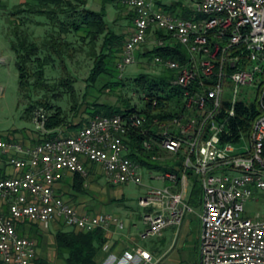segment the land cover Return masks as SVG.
<instances>
[{
  "label": "built area",
  "instance_id": "obj_1",
  "mask_svg": "<svg viewBox=\"0 0 264 264\" xmlns=\"http://www.w3.org/2000/svg\"><path fill=\"white\" fill-rule=\"evenodd\" d=\"M126 3L135 13V28L126 40L120 70L136 62L140 46L151 38L157 46L174 41L187 51L185 61L153 58L176 71L172 82L185 90L186 109L171 124L156 119V140L146 139L145 146L157 144L168 154L183 151L185 171L181 179L164 172L160 178L165 186L148 185L140 199L147 225L141 237L160 236L194 211L186 198L191 170L202 190L201 264H264V214H246V203L264 190V0H188L187 6L201 15L191 19L162 9L159 0ZM158 31L173 41L157 38ZM239 101L255 103L260 113L251 131L233 136L230 119ZM44 119L42 110L36 121L47 134ZM146 123L147 117L137 112L98 115L75 135L32 147L0 140L1 148L15 152L10 163L21 170L0 178V261L33 264L38 258L37 240L20 231L24 223L48 225L63 219L83 230H107L112 224L123 229L124 222L113 214H80L57 193L56 184L67 172L87 175L89 161L101 166L112 184L144 185V166L129 157L128 139L135 130L148 133ZM159 261L151 250L137 246L111 254L106 264Z\"/></svg>",
  "mask_w": 264,
  "mask_h": 264
},
{
  "label": "trees",
  "instance_id": "obj_2",
  "mask_svg": "<svg viewBox=\"0 0 264 264\" xmlns=\"http://www.w3.org/2000/svg\"><path fill=\"white\" fill-rule=\"evenodd\" d=\"M110 1L104 0L101 10H94L86 7L88 0H27L25 10L28 9L37 16L44 18V20H36L37 25L45 27L43 34L38 36L25 28L27 24L23 18L18 17L14 21L9 34V44L16 54V65L20 75V91L23 98L30 100V106L27 110L29 115L31 117L34 115V119L37 120L38 113L43 110L45 113L44 126L50 131L39 138L37 143L59 136V129L69 124L68 114L62 105L46 98L38 100L34 104L32 103V95L43 90H50L47 70L53 69L57 65V61L68 63V60L73 58L79 48L82 47L81 44L78 45V39L84 40V42L88 41L93 49L94 66L87 79L89 81L88 86L95 85L103 75L118 74V65L123 56L127 37L123 33L115 32L110 26L107 19V4ZM116 1L117 3L121 2V0ZM186 2L185 0H176L171 4L162 5V9L183 18L191 19L195 15L200 18L201 15L189 8ZM159 4L162 3L159 1ZM132 17V19L135 17L134 11ZM156 36L170 40V36L163 31H158ZM101 38L103 40L98 51L97 46ZM146 54L151 59L155 55L179 61L187 59L185 48L181 44L174 43V41L167 46L156 45L154 50ZM175 77L176 71L166 68L161 75L141 74L136 79L135 88L137 91H144L142 97L146 100L144 109L140 110L137 105L133 104L132 98L128 97L121 99L122 104L94 102L88 105L92 117L80 129L98 115L113 116L127 112L143 114L147 117L145 129L148 130V133H143L141 130L132 131L128 139L131 146L129 157L151 170L175 172L181 179L185 171V154L183 151L177 154H168L157 144H154L151 149L145 146L146 139L153 138L156 140L158 131L156 119L171 124L173 119L184 113L186 109L185 90L172 82ZM114 83L116 86L125 85L124 80L119 79ZM62 85H66L70 91L73 89L71 78L64 79ZM105 85L109 86L108 83ZM53 97H57L56 92L53 93ZM73 97L74 94H72ZM156 100L157 104L154 103ZM78 105L77 102H74L71 105V111L78 110ZM236 109V115L230 119L233 136H237L240 130L251 131L256 117L260 113L257 105L252 102L239 101ZM38 119L42 121L40 116ZM73 127L70 126V128ZM163 156L165 159L160 158ZM188 173L195 180L192 200L198 203L202 191L200 181L197 176L193 175V171L189 170ZM75 179V188L78 191H83L84 176L76 173ZM195 194H198L196 198H194ZM55 240L57 255L64 259L65 264H102L100 256L107 242L106 229L102 227L93 230L61 229L56 233ZM33 264H49V262L38 257Z\"/></svg>",
  "mask_w": 264,
  "mask_h": 264
},
{
  "label": "rangeland",
  "instance_id": "obj_3",
  "mask_svg": "<svg viewBox=\"0 0 264 264\" xmlns=\"http://www.w3.org/2000/svg\"><path fill=\"white\" fill-rule=\"evenodd\" d=\"M174 1V0H173ZM172 0H165L167 4H171ZM187 1V0H185ZM27 0H0V140L11 139L14 142H21L24 146H35L38 143L31 139L34 144L26 145L22 139L34 136L37 139L42 138L45 134L38 127L34 115L31 117L27 111L30 106V100L23 98L20 91V75L16 65V54L9 44V34L14 21L21 17L26 22L25 28L30 33H35L37 36L43 34L45 27L37 25L36 20H44L43 17L37 16L25 6ZM116 4V5H115ZM104 5V0H90V4L86 7L101 10ZM108 16L111 28L127 37L130 33V28L133 27L134 19L132 20L133 10L125 1L117 3L116 0H111L107 4ZM103 38L99 40L97 50L99 51ZM78 45L82 47L76 52L75 56L68 60V63L57 61V65L47 70V77L50 84V90H43L33 93L32 103L38 100L47 99L59 105H62L68 114V125L59 129L60 135H70L81 130L80 127L92 117L88 105L94 102H109L112 104H122V98H132L133 104L137 105L140 110L146 107V100L143 90H136V79L143 73L152 75H161L164 67L158 65L147 56V52L155 49L156 44L151 38L140 46L136 62L128 65L123 71L119 69L116 75H103L98 82L93 86H88L87 80L92 67L94 66L93 49L88 44V41L77 40ZM120 75L121 78H120ZM66 78L72 79L73 89L70 91L62 82ZM124 80L125 85H114L116 80ZM105 85V84H107ZM56 92L57 97H53ZM252 99H255L256 93L252 89ZM74 94V100L72 98ZM77 102L79 109L71 111V105ZM31 117V118H30ZM70 126H74L70 128ZM22 137H20V135ZM30 135V136H29ZM2 149L0 148V153ZM165 159V156L162 157ZM144 185L134 183L120 184L112 186L106 175L99 176L94 180V184L101 185L102 189H92L90 196L92 200V209L95 212L115 213L122 216L126 222V228L123 232H129V228L133 225L130 223L137 222L138 226L131 230L138 237L141 247L151 249L153 243L158 242L160 237H149L143 239L141 234L147 230V225L141 218L144 208L140 205V198L147 191L148 185L165 186L167 182L160 178L164 171L151 170L144 166ZM153 176H155L153 178ZM96 183V184H95ZM189 192L186 198L193 203L194 211L188 213L187 220L189 233L185 234L184 228L176 230L167 229L164 232L167 247L170 248V253L160 264H198L200 259V242L199 235L202 226L200 215L203 212L202 204H198L194 200L193 190L195 180L190 178ZM198 194H195L196 198ZM90 197V198H91ZM198 199V197H197ZM258 213L264 214V190L258 191L257 195L246 203V214L255 217ZM132 221V222H131ZM64 229V228H63ZM130 231V232H131ZM34 237L38 242V257L43 261H50L49 264H65L63 258L57 255L55 245L54 232L56 227L51 224L50 228L34 227ZM176 259V262L173 260Z\"/></svg>",
  "mask_w": 264,
  "mask_h": 264
},
{
  "label": "crops",
  "instance_id": "obj_4",
  "mask_svg": "<svg viewBox=\"0 0 264 264\" xmlns=\"http://www.w3.org/2000/svg\"><path fill=\"white\" fill-rule=\"evenodd\" d=\"M159 1L162 3L161 5L159 4L161 8H162V5L167 4L166 2H163L165 0H159ZM174 1H176V0H174ZM88 2L90 4V0H88ZM187 2H188V0H187ZM134 28H135V23H133V27L130 28V33L127 36V38L133 33ZM20 137H22V136L20 135ZM31 139H33V140L35 139L36 142L38 140L36 137H34L32 135L30 136V138L22 139V140H23V142L26 143V145H28V144L31 145V144H34ZM1 149H2V152L0 153V178L13 176V175L19 173L21 170L16 168L13 164L10 163V158L12 155L15 154V152L13 150L5 151L3 148H1ZM87 166H88L89 172L87 175L84 176V183H83L84 190L83 191H78L75 188L76 173L67 172L65 174L64 178L56 184L57 193L60 194L62 197H64V199L69 204H71L80 214H113L124 222V228L123 229H125L126 228V222H125V220H123L121 215L115 214V213H101V212H95L94 213V211H93L94 208L93 209L91 208L92 207V200H94V198H92L90 196V191L92 189H102V186L101 185H95L93 187H90V185H93L94 180L98 179L99 176H102L103 174L106 175V173L101 166L93 164L89 161L87 162ZM110 184L112 186H118L116 184H112V183H110ZM190 202L193 203L191 200H190ZM198 204H201V201L198 202ZM145 211H146V208H144V212ZM144 212H143V214H144ZM143 214H141L142 219H143ZM187 216H188V213H187L183 223L180 226H170V227L166 228L165 230H167L169 228L173 229V230H176L177 228H181V230H182L184 228V230H186L185 234L188 235L189 229L187 226H188V223H190V221L187 220V218H188ZM200 218H201V215H200ZM201 221H202V219H201ZM51 224H54L56 227V232H54L55 236H56V233L63 228H64V230H71V229L76 228L72 225L67 224L63 219H57V220L50 222L48 225H45L42 223H24V224L20 225V231L24 235L32 237L34 234V232H32L34 227L39 226L41 228H50ZM130 224L133 225V227L138 226L137 222H132ZM133 227L129 228V232H123L122 231L123 229L120 230L116 224H112L111 227L106 230V236H107L106 244L109 246V249H105V247L103 248L102 254L100 256V262L102 264L107 263L111 254L121 255L125 251L130 250L133 247L140 246L139 241H138L139 236H137L136 234H134L131 231V230H133ZM165 230L163 231L162 235L158 236V237H160L159 238L160 240L156 243H153L152 248L149 249L154 253L156 259H160L158 264H160L161 261L166 258L164 256H166V255L168 256L170 253V251H169L170 248L167 247L166 239L164 238ZM202 231H203V222H202L200 235H199L200 259H199L198 264H201V260H202V255H201ZM55 236H54V239H55ZM32 238H34V237H32ZM55 245H56V240H55ZM173 261L176 262V259ZM0 264H4V263L2 261H0Z\"/></svg>",
  "mask_w": 264,
  "mask_h": 264
}]
</instances>
